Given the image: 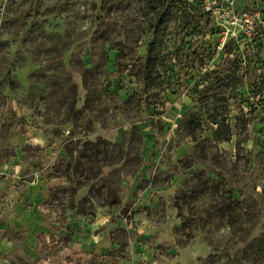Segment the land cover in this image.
<instances>
[{
    "label": "rangeland",
    "instance_id": "obj_1",
    "mask_svg": "<svg viewBox=\"0 0 264 264\" xmlns=\"http://www.w3.org/2000/svg\"><path fill=\"white\" fill-rule=\"evenodd\" d=\"M0 264H264V0H0Z\"/></svg>",
    "mask_w": 264,
    "mask_h": 264
},
{
    "label": "trees",
    "instance_id": "obj_2",
    "mask_svg": "<svg viewBox=\"0 0 264 264\" xmlns=\"http://www.w3.org/2000/svg\"><path fill=\"white\" fill-rule=\"evenodd\" d=\"M151 62L153 63V61H151ZM226 127H228V126H226ZM228 131L230 132V130H228ZM215 135H216V138L219 139V140H223V141H225V140H228V139H229L228 137L223 138V137L219 136V132H218V130L215 131ZM56 189H57V190H60L61 187H56ZM55 194H56V193H54V195L52 196V200H53V201H54V200L59 201V200L57 199V197H56Z\"/></svg>",
    "mask_w": 264,
    "mask_h": 264
}]
</instances>
